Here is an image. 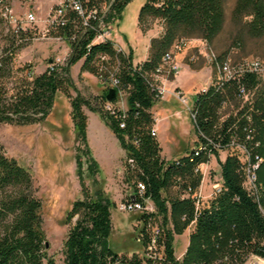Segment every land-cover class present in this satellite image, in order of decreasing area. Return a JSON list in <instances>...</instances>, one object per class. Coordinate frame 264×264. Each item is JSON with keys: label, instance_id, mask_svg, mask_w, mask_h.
Instances as JSON below:
<instances>
[{"label": "trees", "instance_id": "1", "mask_svg": "<svg viewBox=\"0 0 264 264\" xmlns=\"http://www.w3.org/2000/svg\"><path fill=\"white\" fill-rule=\"evenodd\" d=\"M1 1V0H0ZM132 0H65V10L48 29L47 36L67 44L64 64L51 60L47 69L34 75L30 65L15 67L18 52L37 37L20 25H9V7L0 2V24L7 34L1 38L0 54V125L31 126L43 123L50 115L58 94L70 101V116L81 147L87 152V116L83 109L99 114L124 152L122 174L133 191L124 203L135 201L144 209L150 200L152 211L143 210L137 241L143 255L119 256L109 245L112 234L111 211L114 204L100 190L91 194L82 180L81 160L77 154L78 179L84 198L72 204L65 224L75 219L63 242L64 264H244L249 256L264 262V87H258L251 113L252 140L244 129L247 111L230 114L219 121L216 109L222 98L236 108L241 87L251 90L259 80L242 74L226 82L224 95L211 90L195 97L192 121L197 153L168 161L155 132L152 108L156 103L150 76L161 63L175 39L200 37L211 40L221 29L224 0H148L139 11L138 24L147 18L160 20L166 29L150 41L149 56L135 64L131 51L117 49L112 41L97 42L102 26L113 24ZM78 2L83 15L70 4ZM264 0H238V8L252 16L250 28L259 34L264 26ZM58 9L54 5L52 11ZM81 62L80 72L96 77L104 93L92 100L77 94L72 98L70 69ZM112 81L117 85L111 88ZM110 89L126 94L127 110L115 107L117 98L108 102ZM110 105L111 110L104 107ZM123 125V128L121 127ZM232 141L244 143L253 156L261 159L257 181L259 198L243 187L237 158L227 153ZM225 158L220 161V154ZM218 161L223 187L208 207L196 209L185 198V184L197 190L201 175L193 170L212 159ZM90 171L97 174L94 160ZM141 185L144 189L140 191ZM174 185L177 192L173 191ZM172 193L173 196L164 194ZM191 228L190 244L181 260L174 255V237ZM43 230L42 202L36 197L30 172L15 159L6 156L0 144V264H55L48 253Z\"/></svg>", "mask_w": 264, "mask_h": 264}, {"label": "rangeland", "instance_id": "2", "mask_svg": "<svg viewBox=\"0 0 264 264\" xmlns=\"http://www.w3.org/2000/svg\"><path fill=\"white\" fill-rule=\"evenodd\" d=\"M58 1L61 0H39L38 6L43 9ZM147 1L132 0L113 25L111 35L113 42L122 47L125 52L135 53L133 62L142 59L147 40L157 35V32L159 35L152 39L159 38L166 29L160 20L154 18H147L142 24H138L139 11ZM0 2L9 7L7 14L10 16L9 25L12 29L23 21L27 12L36 13L32 8V0H1ZM249 13L238 8V0H224L220 31L211 40L193 37L205 41L202 52H197L195 58L206 65L210 75L214 68L221 67L227 60L231 61L232 67L243 64L247 60L261 62L264 66V26L259 34H254L250 28L252 16ZM37 15L41 19L44 18L40 14ZM7 29L6 24H0V54L3 44L1 38L7 34ZM193 38H177L173 41L171 48L176 44L184 45ZM182 40L184 42L180 44ZM66 45L64 42L53 40H34L18 52L15 67L22 68L24 65H30L33 74L39 75L47 69L51 60H59L60 64H64L68 48ZM211 53L214 54L215 61H210ZM80 67L81 62L79 67L70 70L69 76L72 83V88L69 89L70 96L74 98L79 94L90 100L101 96L104 93V86L94 75L80 72ZM191 67L193 68V65ZM178 74L164 82V87L169 91L167 90L164 98L153 106L156 138L162 150L161 156L168 161L181 158L196 145L197 141L189 113V109L193 108L195 95L189 92L188 87L191 82L186 80V74H183L180 79L182 83L186 82L183 93L173 86L172 83ZM177 92L186 98L188 109L175 97ZM125 102L126 94L121 92L117 94L115 107L122 110ZM217 108L218 116H216L221 117L229 110L230 105L225 102ZM70 112L69 99L63 94H58L50 115L43 123L31 126L0 125V144L6 156L15 159L30 172L33 178L36 197L42 202L43 230L49 244V255L55 264H64L63 242L75 222L73 219L70 224H65V217L72 208V204L84 198L77 174L75 158L77 154L81 160L82 180L87 191L94 194L100 190L114 204L111 211L113 230L109 238L110 247L119 256L124 254L130 256L133 253L143 255V248L137 241L140 231L137 218L141 212L118 210L120 204L124 203L133 191L125 182L123 174L119 173L123 169L124 152L114 135L100 119L99 114H93L85 108L83 112L87 116L88 123V154L81 151L83 149L78 151L81 145L73 127ZM224 158L225 154H220L219 160ZM89 160L95 161L98 169L95 175L90 171ZM261 162L259 159L258 168ZM209 167L210 171L204 173V182L201 187L204 196H208L211 192L214 184V179L211 178L219 172L218 161L213 158ZM177 186L174 185L172 189L174 192H177ZM165 195L173 196L171 192L163 193V196ZM145 205L149 210L154 209L150 200H147ZM191 231V228H188L183 235L174 237V255L178 260L183 258L190 244ZM244 264H264V262L258 257L249 256Z\"/></svg>", "mask_w": 264, "mask_h": 264}, {"label": "built area", "instance_id": "3", "mask_svg": "<svg viewBox=\"0 0 264 264\" xmlns=\"http://www.w3.org/2000/svg\"><path fill=\"white\" fill-rule=\"evenodd\" d=\"M64 3L65 0H61L58 4H56L58 5V9L52 11L53 8L52 7L49 10L47 16L42 19L38 17L34 11L27 12L24 15L23 21L19 22L20 27L23 30L34 31L37 34V37L34 40H53L57 42H62L59 39L49 38L47 36V33H48V29L52 27L62 16L65 10ZM70 6L78 13L83 15L82 6L80 3L74 2L70 4ZM114 24L115 23L102 26V31L99 34V36L96 38V41L97 42H104L107 40L112 41L111 35L113 32ZM181 42L180 44H183L184 41L182 40ZM176 45L174 46L173 50L180 51L183 45H178V44ZM115 47L117 49H122L116 43H115ZM209 57H210V61L213 60L215 61L214 54L211 53ZM55 62L60 63L59 60H55ZM230 62H231L230 60H227L222 64L221 67H217L216 69L215 68L213 69L210 84H208L205 88H202L200 91H198L195 94V96L193 97V103L195 101V97L197 94L200 93L206 94L210 90L215 94L224 95L226 91V82H228L237 75H242L246 73L255 75L259 80L258 83L259 85L251 90L241 87L240 90L238 91V94L236 95V104H237L236 108L232 104V102L227 98H222L218 104L219 108L221 107V105L225 104V102L229 103L230 105L229 110L226 113L222 114L221 117L220 116L218 117V120L220 122L228 118L230 114L237 116L240 111H245V112L247 111V113L244 116L248 126L244 129V133H246L247 140H252V132H254V129L250 127L251 113L256 112V109H253L256 91L258 90V87H264V66L261 62L247 60L243 64L232 67L230 65ZM178 71H179V67L175 62L174 53L171 50H169L167 53L163 55L161 59V63L156 69V71L150 76V81H151L150 86L153 89L154 98L156 102L162 100L164 98V93L168 90L167 88L164 87V82H167L168 78H172L176 76L178 74ZM116 85L117 83L115 81H112L110 86L111 88H114ZM119 93L120 92H118L117 94ZM175 97L181 102L183 106H185L188 109L187 100L186 98L182 97L180 92H177ZM104 109L106 111H110L111 107L110 105L107 104L104 107ZM189 113L192 119V113H193L192 109H189ZM216 115H217V111H216ZM121 127L123 128V125H121ZM198 149L199 146H197L196 143V145L187 153H185L182 157H188L192 153H197ZM226 154L237 158V160L240 163V172L243 176V187L248 193L252 194L256 198H259V195L261 193V186L257 181V175H256L258 170L259 157L256 155L253 156L251 154L250 149H248L244 143L235 142V141L231 142L230 147L228 148ZM221 161L223 162V160ZM209 164L210 162L207 164H201L196 168H194L193 170L194 175L197 174L201 175V182L197 190H193L189 185V182L185 183L181 180H177V183L186 185L184 196L185 198H190L195 202L196 209L208 207L210 202L215 199V197L221 192L223 187V180L221 177V172L219 167L218 174L217 175L214 174V176H212L211 178L214 179L213 181L214 184L212 185L210 194L208 196H204V193H202L201 187L204 182V173L210 171ZM119 173L121 174L122 172ZM139 187L141 189L140 191L144 189L141 185H139ZM118 210L121 212H142L143 210L152 211L153 209L149 210V208L147 207L143 209L140 204L136 203L135 201H132L128 203H121Z\"/></svg>", "mask_w": 264, "mask_h": 264}, {"label": "crops", "instance_id": "4", "mask_svg": "<svg viewBox=\"0 0 264 264\" xmlns=\"http://www.w3.org/2000/svg\"><path fill=\"white\" fill-rule=\"evenodd\" d=\"M59 2L60 1L51 3L49 4V6L43 7V9L40 8V6H38L39 0H32L31 3H32V8L36 11V14H40L41 16L46 17L49 10L54 5L58 4ZM157 35H159V32H157ZM157 35L152 36V37L155 38L157 37ZM152 37L149 38L145 44V47H144L145 50H144L142 59H140L137 62L134 61L135 64L145 62L148 59L150 40L152 39ZM204 42L205 41L202 39L193 38V39H189L186 43H184L180 51H174L173 50L174 46L170 49L174 53L175 62L177 66L179 67V74L176 77V80L172 84L176 89H178L182 93L184 91L183 86L186 85L185 84L186 82L182 83L180 80L183 74H186V80L191 82L188 88H189V92L193 93L194 95L196 94L197 91L201 90L203 86L207 85L210 81V78L212 75H210L209 69L206 67V65L202 61H199V60L197 61V59L195 58L197 52H202L203 47L205 45ZM66 48H67V45H66ZM133 54L135 55V53ZM79 65L80 63H77L71 68H77L79 67ZM191 65H193V68L191 67ZM153 109L154 107L152 108V113H153ZM122 110L123 111L127 110L126 102ZM155 121H156V118H155Z\"/></svg>", "mask_w": 264, "mask_h": 264}, {"label": "water", "instance_id": "5", "mask_svg": "<svg viewBox=\"0 0 264 264\" xmlns=\"http://www.w3.org/2000/svg\"><path fill=\"white\" fill-rule=\"evenodd\" d=\"M117 98V91L115 89H110L107 96H106V100L108 102H111L112 100ZM46 248H49V244H46Z\"/></svg>", "mask_w": 264, "mask_h": 264}]
</instances>
